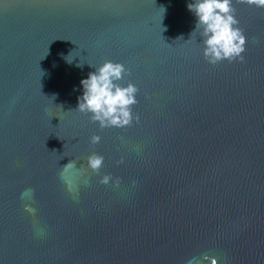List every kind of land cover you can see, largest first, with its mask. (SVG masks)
<instances>
[{"label": "water", "instance_id": "obj_1", "mask_svg": "<svg viewBox=\"0 0 264 264\" xmlns=\"http://www.w3.org/2000/svg\"><path fill=\"white\" fill-rule=\"evenodd\" d=\"M192 2L0 0V264H264V8L233 0L245 62L212 65ZM108 60L130 127L76 110Z\"/></svg>", "mask_w": 264, "mask_h": 264}, {"label": "clouds", "instance_id": "obj_2", "mask_svg": "<svg viewBox=\"0 0 264 264\" xmlns=\"http://www.w3.org/2000/svg\"><path fill=\"white\" fill-rule=\"evenodd\" d=\"M239 3L264 8V0H238ZM197 18L196 31L200 30L205 60L212 65L223 61L229 63L245 62L247 37L244 29L239 27L233 0H194L187 5ZM194 31L193 33H195ZM192 33V34H193ZM126 75H131L123 63L105 61L95 71L83 79V95L78 98L77 111L90 116L93 123H98L101 129L116 127H130L140 122L138 113L133 112V106L139 103V87L129 81L122 83ZM101 140L99 135L91 137V143L97 144ZM104 157L92 153L87 160V166L98 173L104 165ZM122 162V161H120ZM76 167V161H70L65 167ZM79 170V169H77ZM113 180L110 174L104 175L99 181L108 184ZM120 179L115 180L118 186ZM34 189L26 188L20 193V199H32ZM24 211L35 216L37 209L30 203L23 205ZM204 259H211L205 256ZM212 264H217L212 259Z\"/></svg>", "mask_w": 264, "mask_h": 264}]
</instances>
